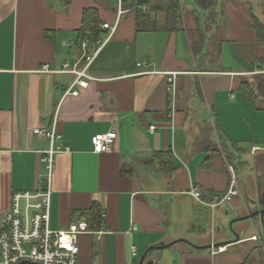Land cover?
<instances>
[{
	"label": "crops",
	"instance_id": "1",
	"mask_svg": "<svg viewBox=\"0 0 264 264\" xmlns=\"http://www.w3.org/2000/svg\"><path fill=\"white\" fill-rule=\"evenodd\" d=\"M122 1L107 38L102 24L115 23L116 0H0V228L14 193L45 185L40 159L50 141L34 129L56 122L53 146L62 150L49 179L50 228L85 221L92 205L102 213L99 228L78 237V264H137L149 246L181 238L216 247L178 242L149 251L143 264H264L259 217L233 226L238 239L215 227L216 214L220 221L264 208V40L250 7L180 0L175 17L169 0ZM87 8L97 11L102 35L83 50L77 37ZM92 53L94 80L64 96L74 75L62 65ZM113 124L112 150L94 152L91 137ZM232 161L243 199L212 207L203 197L225 192ZM249 223L254 231L244 235Z\"/></svg>",
	"mask_w": 264,
	"mask_h": 264
},
{
	"label": "built area",
	"instance_id": "2",
	"mask_svg": "<svg viewBox=\"0 0 264 264\" xmlns=\"http://www.w3.org/2000/svg\"><path fill=\"white\" fill-rule=\"evenodd\" d=\"M122 0H116L117 11L116 20L113 25L103 23V29H109L110 34L114 31L120 15L124 12ZM88 46V40L81 43V48L85 50ZM96 53V52H94ZM94 53L85 55L83 63L79 62L64 63L62 72H70L74 75L72 83L66 87L65 95L78 96L81 89L86 88L90 80H94L87 73ZM42 70L49 71L48 65H43ZM168 91L174 90L173 77L168 79ZM155 126H150L153 130ZM34 133L40 137L47 138L50 141L48 150L43 151L40 162L47 169V179L44 186L34 192H16L12 195L9 210L3 215L0 228V264H78V237L81 234L92 233L87 227L85 221L74 220L67 228L53 230L49 226L50 211V187L49 179L55 161L56 153L62 149L53 144L60 139V134L56 131V122L51 127H37ZM117 136L116 125L113 124L106 133H98L91 137L93 151L108 152L112 150L115 138ZM229 181L225 192L215 196L210 205L215 207L223 202H231L233 199H243L237 175L232 168L228 166ZM190 194L196 199L201 198V192L193 188ZM243 204L244 201H243ZM253 239H258L253 236ZM133 254L135 251L133 249Z\"/></svg>",
	"mask_w": 264,
	"mask_h": 264
},
{
	"label": "trees",
	"instance_id": "3",
	"mask_svg": "<svg viewBox=\"0 0 264 264\" xmlns=\"http://www.w3.org/2000/svg\"><path fill=\"white\" fill-rule=\"evenodd\" d=\"M148 1L149 0H137V3H139V5L142 6ZM66 2H69V0H66ZM168 2H169V8H171L172 15L176 17V15L179 13L178 11L180 8L181 1L180 0H169ZM194 2L196 4H201V5L209 4L208 0H194ZM250 17H251L252 25L256 31L258 38L264 40V28L261 27L260 21L257 20V18L255 17V15L252 13L251 10H250ZM101 35H102V30L100 27V21H99L97 11L94 8L85 9L82 14V24H81V28L78 31L77 42L80 45L82 41L86 39L88 40L89 44L96 45L100 41ZM240 88L243 91L246 98L251 100V98L253 97V89L250 86V84L243 83ZM215 126H216V130L217 129L219 130V127L217 126V124ZM159 157L160 156L156 158L159 159ZM170 159H171V154L167 153L166 157H164L163 163L160 159L158 160V162L161 163V166L163 168V165L170 164ZM203 198L204 199L207 198V201H212L210 197H203ZM82 214L85 218L88 229L90 228V229L97 230L99 228V226L102 223V218H101L102 213H101L100 208L97 205H92L89 209L84 210Z\"/></svg>",
	"mask_w": 264,
	"mask_h": 264
},
{
	"label": "water",
	"instance_id": "4",
	"mask_svg": "<svg viewBox=\"0 0 264 264\" xmlns=\"http://www.w3.org/2000/svg\"><path fill=\"white\" fill-rule=\"evenodd\" d=\"M250 208V207H249ZM250 210V209H249ZM259 216V219H260V225L262 226V228H264V208L263 209H258V210H254V211H251L247 214H244V215H241V216H238V217H235L233 218L230 222H229V228H228V231L230 232V234H232L236 239L239 238V235L240 233H238L236 231V229L233 227V224L235 222H240V221H252L253 219H255L256 217ZM241 233H243L244 231L241 230L240 231ZM178 242H184L186 243L187 245H189L190 247L194 248V249H197V250H201V249H205V248H212V247H216L215 244H208V245H198V244H194L190 241H188L187 239H177V240H174V241H171L169 243H166V244H159V245H152V246H149L145 251L144 253L141 255L140 259L138 260L137 264H143L144 261H145V258L147 256V254L149 253V251L151 250H163V249H167V248H170L172 247L173 245H175L176 243Z\"/></svg>",
	"mask_w": 264,
	"mask_h": 264
},
{
	"label": "rangeland",
	"instance_id": "5",
	"mask_svg": "<svg viewBox=\"0 0 264 264\" xmlns=\"http://www.w3.org/2000/svg\"><path fill=\"white\" fill-rule=\"evenodd\" d=\"M221 1V0H218ZM239 1H243L246 4H248V6L250 7V10L252 11V13L255 15V17L257 18V20L260 21V25L262 28H264V0H239ZM189 2V0H182V5L185 7L186 5H188L187 3ZM223 144H225V142L223 141ZM240 146V145H239ZM236 151V150H235ZM237 152V151H236ZM232 165L234 167L235 173L238 174L240 173V168L239 165L237 163V161H232ZM246 170V169H244ZM239 181L240 178L238 176ZM228 203V202H225ZM222 207H218L216 209V211H218L219 209H221ZM216 222H215V227L219 226L220 224L223 225V228L225 227L226 231H228L229 228V222L234 218L232 217V215L230 214H221V217L219 218L220 221L218 220V214H216ZM243 221L240 222H235L233 224V226L235 227V225L241 223ZM245 231H244V235L247 234H251L254 230V227H252V225L249 223V225H247L245 227ZM216 228L213 229L212 233L216 232ZM230 233V232H229ZM263 233H264V229H263ZM214 235V234H213ZM216 235V234H215Z\"/></svg>",
	"mask_w": 264,
	"mask_h": 264
},
{
	"label": "flooded vegetation",
	"instance_id": "6",
	"mask_svg": "<svg viewBox=\"0 0 264 264\" xmlns=\"http://www.w3.org/2000/svg\"><path fill=\"white\" fill-rule=\"evenodd\" d=\"M259 217V216H258ZM263 219H264V217H263ZM260 243L262 244V241H260Z\"/></svg>",
	"mask_w": 264,
	"mask_h": 264
}]
</instances>
